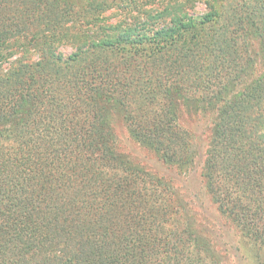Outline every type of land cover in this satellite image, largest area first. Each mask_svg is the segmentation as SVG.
<instances>
[{"label":"trees","instance_id":"1","mask_svg":"<svg viewBox=\"0 0 264 264\" xmlns=\"http://www.w3.org/2000/svg\"><path fill=\"white\" fill-rule=\"evenodd\" d=\"M0 264H264V0H0Z\"/></svg>","mask_w":264,"mask_h":264},{"label":"rangeland","instance_id":"2","mask_svg":"<svg viewBox=\"0 0 264 264\" xmlns=\"http://www.w3.org/2000/svg\"><path fill=\"white\" fill-rule=\"evenodd\" d=\"M202 9L203 8H200L199 10ZM180 125L193 134L197 149L200 154L198 168H196V170L189 175H179L174 170L173 172L170 171L164 166L162 162L157 159L154 154L143 150V148H141L130 138L122 119L116 117V119L114 120V127L116 129L118 137V151L127 155L136 164L143 166L147 170H151L158 175H163L167 178L170 176H177L175 177L176 185H178L182 191L187 190L186 194L189 195V197H193L196 202L194 207L197 218H200V221H204V223L206 222L208 226H212L213 230H211L215 239L218 241L217 245L220 247V249L225 248V245L223 243L228 242H226L225 238L220 235L227 234L226 231H224L225 228L223 226L220 227L222 223L224 224V221L222 220L221 223V221L219 220L220 217L218 215V212L209 199L208 195L205 193L202 179L200 177L202 168L201 162L203 163V153L209 137L210 128L212 126L211 117L197 113H189L184 110L180 114ZM233 234V232H230L229 236L235 241V239H238V237L233 236ZM217 236H221V240ZM247 247L249 252V246Z\"/></svg>","mask_w":264,"mask_h":264}]
</instances>
